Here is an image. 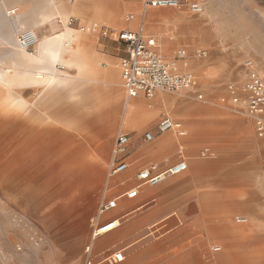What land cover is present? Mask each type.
<instances>
[{
    "label": "crops",
    "instance_id": "0c3cea01",
    "mask_svg": "<svg viewBox=\"0 0 264 264\" xmlns=\"http://www.w3.org/2000/svg\"><path fill=\"white\" fill-rule=\"evenodd\" d=\"M188 1L208 7L227 3V0ZM10 9L16 10L7 13ZM207 14L208 9L205 12L203 8L200 12H193L187 7L151 8L139 0H0V67L14 65L24 80L18 81L16 91L14 89V114L0 115V146L7 147L9 144L5 153L13 147L9 139L14 136V189L20 180H26L25 185L22 183L23 187L33 189V195L40 194L45 186L56 182L68 188L62 196L90 188L99 190V180L104 175L100 158L107 160L111 151L106 149L102 140H76L77 135L67 133V127L81 134L97 130L129 134L127 152L120 157L127 167L112 175L118 179L116 186L122 189L115 196L118 197L117 206L120 202V209L115 213L121 214L111 216L110 211L103 217L125 220L126 224L123 223L122 227L117 225L109 237H121V242L125 244L119 248L125 253L122 262L127 255L134 253L132 247L140 242L148 244L161 238L160 242L175 239L171 231L177 219L202 222V227L209 228L212 226L209 215L213 210L233 214L238 208L217 205L212 201V191L218 188L247 189L253 184H244L242 180L252 178L264 168V138L257 134L255 123L247 114L246 91L237 89L238 100L229 98L223 106L214 102L223 85L233 81L245 84L248 78L245 58L248 53L239 45L230 49L226 46L218 49L211 47L218 53V62L204 59L207 54H192L193 51H207L199 47H210L207 41L210 18ZM71 16L78 18L79 25L90 23L98 27L142 30L144 35L156 39L157 51L169 60L173 59L178 49H185L189 57L187 63L180 64L179 70L192 73L197 78V84L181 93L157 91L152 99L142 93L137 97H128L120 64L121 58L127 55L125 42L118 40L114 32L105 36L101 30H82L58 22V19ZM53 22L60 27L53 28ZM68 28L71 29L65 31ZM26 30H33L39 39L33 52H20L18 49V36ZM44 37L62 45L58 60H42L39 63L33 59L35 55L46 53ZM65 42L70 45L65 46ZM250 56L257 59L256 69L264 75V54L251 52ZM41 68L47 70L49 78L39 83L35 74ZM32 87L39 89L37 99L30 92ZM27 91L25 97L24 92ZM228 92L234 93L233 90ZM197 93H202L203 99H198ZM87 101H92L90 104L95 105V109L85 122L82 120L79 123L72 118H64L66 121L63 122L52 117L60 114H57V106L68 104L76 107ZM198 102H203V105ZM164 115L181 121L186 134L160 132L157 124ZM99 117L100 120L97 119ZM146 131L154 132L152 141L145 140ZM38 148L43 150L37 152L36 158ZM59 152L62 157L51 161L54 166L43 168L45 171L63 172L64 175H41L37 173V168L34 172L35 164L48 162L41 160L40 155L51 156ZM181 160L188 163L187 170L181 175L168 176L156 189L142 186L134 199L128 200L125 196V192L138 184L137 174L143 168L162 172ZM78 172L84 174H66ZM124 172L126 177L118 176ZM262 172L264 174V169ZM84 179L91 181L85 187L80 183ZM262 179L264 181V177ZM67 180L74 181V184L68 185ZM83 195L75 196L68 207L54 211V215L48 217L55 223L61 213L65 221L76 219L78 214L79 220L84 223L80 231L81 241L85 240L87 215H81L77 206L81 199H93L90 194ZM177 196L182 205L173 207L172 202ZM234 200L239 201L237 196ZM178 212L184 215L179 216ZM236 221H240L239 218ZM161 227L169 228L160 235H154ZM142 254L138 253L133 262ZM171 256L172 259L165 264H178V259L174 258L177 254ZM196 259L201 263L204 261L203 256ZM124 264L133 263L128 260ZM206 264H209V259Z\"/></svg>",
    "mask_w": 264,
    "mask_h": 264
},
{
    "label": "rangeland",
    "instance_id": "374dc122",
    "mask_svg": "<svg viewBox=\"0 0 264 264\" xmlns=\"http://www.w3.org/2000/svg\"><path fill=\"white\" fill-rule=\"evenodd\" d=\"M203 10L207 12L210 18V25L207 28V41L210 43V47L202 46L200 49L207 50V56L204 59H210V61L218 62L220 60L218 53L212 51L211 47L218 49L220 46H226L227 48L235 47L239 45L243 47L248 56L246 60V73L248 76V62L252 63L253 67L256 68L257 59L250 56V53H263L264 54V0H227L225 4H212L208 5L201 4ZM68 19L64 18V20ZM53 28H59L57 22H53ZM65 25V24H64ZM78 27H85L84 30L90 29L92 25L90 23H82L81 25H74ZM99 27L96 30L100 31ZM213 42V43H212ZM35 48V47H34ZM198 48V49H199ZM210 48V49H209ZM35 49L29 50L34 51ZM198 51H193V56ZM24 53V52H23ZM252 55V54H251ZM263 77L264 75L261 74ZM196 78V84H197ZM232 86V88H230ZM221 92L218 94V98L214 102L223 106L228 102L229 98L236 96V91L239 88H243V85L236 81L230 82L227 85L222 86ZM229 90H233L234 93H229ZM16 91V86H15ZM31 94L34 93L37 97L39 96V89L32 87L30 89ZM28 91L24 92L27 97ZM206 96V95H205ZM204 99H208L206 96ZM92 101H87L76 107L70 105H62V107H55L58 115H53V118H59L63 122L65 119L72 118L79 123L83 120L85 122L91 116L95 105L90 104ZM203 105V102H198ZM215 107V106H212ZM38 118V115L35 116ZM65 118V119H64ZM98 120L101 117L97 118ZM2 124V122H0ZM6 124V122H4ZM14 124V123H13ZM85 126V123L82 124ZM102 127L103 125L100 124ZM14 127V126H13ZM67 133L76 134V140L79 139H98L102 140L106 149L111 151L110 156L107 160L101 159L104 175L99 180V190L90 188L86 191H73L68 196H62L64 192H68V188L64 187L60 182H56L53 185L45 186L44 189L39 192L40 194L33 195V189L23 187L26 180H20L16 184L14 189V136L9 139L11 150L5 153L7 147L0 146V264H86L88 256H91L95 261L100 260L105 255L110 254L112 250L124 247L125 244L121 242V237H115L109 239L116 229L99 236V238L92 243L93 229L98 225L104 223L109 218H103L104 215L99 213L100 204L103 201H107L115 197L122 189L116 186L118 179L114 176H110V169L117 160L115 154V143L120 135L119 132L114 131L109 133L102 130L97 131H84L76 133L73 128L67 127ZM38 134V130H36ZM18 138L16 142H18ZM75 140V141H76ZM74 141V142H75ZM37 143V142H36ZM43 149H36L37 152ZM5 151V152H4ZM59 153L44 156L40 155L41 160H47L46 164H35L34 172L36 170L39 174L47 176L64 175L62 172H53L51 170L45 171L43 167L50 168L52 165L51 161L59 159L61 155ZM62 157V156H61ZM263 169L253 175L252 178L242 180V183L253 184L251 187L248 186L246 189H215L212 191V201L217 205L222 204V207H233L238 208L233 214L226 211H212L210 213V224L211 227H202V222L190 221L187 218L177 219L175 227H172L171 234H175V239L171 238L168 240L161 239L156 242L142 244V242L134 245V253L127 255V259L120 263H111L109 261L103 264H124L126 261L131 260L133 264H165L167 261L172 259L173 254H177L174 258L178 259V264H200L196 258L204 257V261L201 264H206V261L211 258V264H219L224 260L225 256H213L212 253L218 254L222 252L221 245L224 246L220 241L210 240L209 230L218 223L227 222L230 226H238L243 229V233L240 235L241 239L244 240H260L262 246L264 245V181L262 177ZM127 172V171H126ZM121 173V178L126 177ZM71 175H83L84 173H66ZM182 174V173H181ZM179 174V175H181ZM122 175V176H121ZM117 176V177H118ZM178 176V175H174ZM120 178V179H121ZM119 179V180H120ZM54 182V181H52ZM68 185L74 184V181L67 180ZM78 182V181H76ZM91 181L84 179L80 181L81 185L89 184ZM222 183V181H220ZM133 185V184H131ZM159 186V185H158ZM158 186L154 187L156 189ZM31 192V193H30ZM84 193L85 195L90 194L88 201L82 200L77 206L81 215H87L85 231V240H80V231L84 228L83 220H79L80 217L65 221L63 213L59 214V219L54 223L49 220V216L54 215V211L59 209H65L68 207L75 196ZM83 195V196H85ZM237 196L239 201H235L234 197ZM130 200V199H128ZM173 207H180V197H176L172 202ZM120 209L119 205L110 210L111 216H117L121 213L118 212ZM128 209H125L126 211ZM123 211V212H124ZM115 213V215H114ZM136 212L134 215H136ZM15 214L19 216V220H15ZM179 216L184 215L183 213H177ZM193 214V213H192ZM223 214L225 217H223ZM103 215V216H102ZM241 218V221H236L237 218ZM247 218V220H246ZM245 219V221H243ZM225 220V222H224ZM125 220L117 219V225H125ZM208 223V222H205ZM200 224V225H199ZM160 225V224H159ZM177 226V227H176ZM85 227V228H86ZM117 227V226H116ZM169 227L160 228L154 235H160L166 231ZM210 235V236H209ZM209 239H206L208 238ZM213 238V236H212ZM174 239V240H173ZM214 239H224L214 238ZM105 240V241H104ZM190 240H196L194 243H189ZM198 240V241H197ZM160 242V243H159ZM207 242L208 248L212 252H206V249L201 248L202 243ZM250 241L249 243H251ZM90 246L91 251L88 252L86 248ZM155 249H152V248ZM160 247V248H158ZM164 247L165 250H162ZM220 248V249H217ZM159 249V250H158ZM216 250V251H215ZM228 250H226L227 252ZM143 252L140 259L134 261V258L138 253ZM126 253L128 254L127 250ZM252 253V252H251ZM228 256V252L226 253ZM151 255L149 258L148 256ZM251 254L249 257L250 262L248 264H259L258 256ZM155 257V258H154ZM183 257V259H182ZM195 257V258H194ZM154 258V259H152ZM171 258V259H170ZM208 258V259H207ZM210 260V259H209ZM237 261V260H236ZM254 262V263H253ZM247 263V261H246ZM221 264V263H220ZM244 264V263H241ZM264 264V261L263 263Z\"/></svg>",
    "mask_w": 264,
    "mask_h": 264
},
{
    "label": "built area",
    "instance_id": "2783aa9c",
    "mask_svg": "<svg viewBox=\"0 0 264 264\" xmlns=\"http://www.w3.org/2000/svg\"><path fill=\"white\" fill-rule=\"evenodd\" d=\"M145 6L151 8H177L187 7L193 12L202 10L201 4L188 0H139ZM11 10L9 13H14ZM132 18V16H129ZM60 24L74 26L79 25L78 18L68 17V19H58ZM92 25L90 30L98 29ZM80 29L84 30L85 27ZM103 35L107 36L114 32L118 40L125 42L127 47V55L121 58L120 64L122 69L123 85L127 96L137 97L144 94L148 99L154 98L157 91H165L170 93H181L192 89L196 85V78L192 73L180 72L181 63H187L189 57L188 51L178 49L173 59H166L156 49V39L154 37L145 36L142 30L133 31L128 29H113L110 27H101ZM37 35L33 30H27L20 33L18 44L22 49L32 50L37 42ZM196 54L204 56L207 51L201 50ZM253 62H248V78L243 89L246 91L247 114L253 119L257 134L264 138V77L253 67ZM198 99H203L202 93H197ZM238 96H234V101L238 100ZM157 128L160 132L175 131L179 135H185L186 130L183 123L172 116L164 115L158 122ZM144 138L147 141L154 139L153 131H146ZM130 141V135L127 133L120 134L115 143V154L117 160L110 169V176L116 175L126 169L127 165L120 161L121 155L127 152ZM188 168V163L181 160L162 172H153V169L146 167L137 174L138 184L125 192V196L134 199L138 196L142 186H158L165 181L168 176L179 175L184 173ZM118 197H113L107 201H103L99 207V213L104 214L116 208ZM117 218L108 219L102 224H98L94 229L92 236L99 237L116 228ZM240 220V219H239ZM88 246L86 250L91 251ZM125 259L123 249H114L110 254L105 255L98 261L88 256L86 264H103L106 261L111 263L122 262Z\"/></svg>",
    "mask_w": 264,
    "mask_h": 264
},
{
    "label": "bare ground",
    "instance_id": "6f19581e",
    "mask_svg": "<svg viewBox=\"0 0 264 264\" xmlns=\"http://www.w3.org/2000/svg\"><path fill=\"white\" fill-rule=\"evenodd\" d=\"M49 8H50V6H49ZM11 10L12 9L8 10L7 13H9ZM14 10H16V9H14ZM58 12L60 13V11H58ZM49 13H51V12H48V14ZM92 25L98 27L96 24H92ZM67 26L68 27H74V26H70V25H67ZM70 29L71 28H68L65 31H68ZM18 38H19V36H18ZM38 44H39V39H37V42H36L34 49L37 48ZM43 44L46 45V47H44L46 53L42 56L41 55H35V56H33V59L39 63H41L42 60H49V59L50 60H58L60 57V51H62V45L59 46L57 43L56 44L53 43V40L51 41L50 38H48V37H44V43ZM69 45H70L69 42H65V46H69ZM157 48H158V46H157ZM18 49L20 50V52L21 51L33 52V51L22 49L20 46ZM0 66H1V61H0ZM48 78H49V74L47 73V70L45 68H41L35 74V80L39 83L47 81ZM21 80L24 81L23 78H20V74L18 73L17 68H14V65L8 66V67H3V66L0 67V115H4V114H6V115L12 114L13 115L14 114V92H15L14 89H15V86L17 85L18 81H21ZM104 214H106V213H104ZM14 217H15L16 221L19 220V216L17 214H15ZM239 219L241 221L242 217L241 218L239 217ZM243 221H245V219ZM116 223H117V220H116ZM116 223H114V226H117ZM226 223L227 222L218 223V225H214L215 227H212L209 230L208 234L213 236V238H212V236L209 235L211 241L217 240V241H220L222 244H224V246L221 245L222 246L221 247L222 252L215 254V255H214V253H212L213 256L218 255L220 257H223V255H224L225 258H224V260H222V262H220L221 264H241V263L248 264V262H250V259H251L249 256L251 254H253V255H256L259 257L257 263H259V264L263 263V261H264V245L262 246V243L260 242V240H255V239L244 240V239H241L240 235L243 233V229H240L238 226H230L229 224L226 225ZM217 237H219V238L224 237V239H222V240L221 239H219V240L214 239ZM98 238L99 237H93L92 236L93 241L98 239ZM191 241L192 240H190L189 243H191ZM250 241H252V242L249 243ZM207 244H208L207 242L202 243L201 248H204V249H206V252H209L211 249L208 248ZM158 248H160V247H158ZM217 249H220V248H217ZM162 250H165L164 247ZM226 250H228L227 251L228 252L227 257H226V255H227ZM210 252H212V251H210ZM256 256H254V257H256ZM209 259H210L209 264H211L212 259L211 258H209ZM246 261H247V263H246Z\"/></svg>",
    "mask_w": 264,
    "mask_h": 264
}]
</instances>
